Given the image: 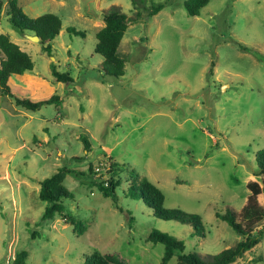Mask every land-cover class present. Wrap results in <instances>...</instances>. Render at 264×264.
<instances>
[{
    "label": "rangeland",
    "instance_id": "1",
    "mask_svg": "<svg viewBox=\"0 0 264 264\" xmlns=\"http://www.w3.org/2000/svg\"><path fill=\"white\" fill-rule=\"evenodd\" d=\"M16 1L28 16L52 12L61 23L48 55L7 23L0 0V32L32 60L7 84L19 96L56 93L61 102L31 110L0 94V264H11L21 249L26 264H81L93 250L127 264H159L162 244L145 239L151 228L203 256L233 245L240 236L217 213L241 206L248 180L261 185L252 171L264 147V0H208L197 15H187L182 0H143L164 6L151 16L141 8L127 23L117 46L124 58L118 77L97 70L102 57L93 51L94 34L111 5L135 16L129 0ZM50 62L72 80H55ZM108 155L120 164L117 206L83 174H65L72 196L62 201L82 232L56 213L40 218L38 179L60 165L86 172ZM129 169L162 191L165 207L198 213L203 235L191 234L188 223L153 216L126 194ZM256 197L264 211V186ZM176 261L172 255L166 264ZM227 264H264V235Z\"/></svg>",
    "mask_w": 264,
    "mask_h": 264
},
{
    "label": "trees",
    "instance_id": "2",
    "mask_svg": "<svg viewBox=\"0 0 264 264\" xmlns=\"http://www.w3.org/2000/svg\"><path fill=\"white\" fill-rule=\"evenodd\" d=\"M135 8V16H127L117 6L111 5L103 10L101 17L103 24L95 31V43L93 51L101 57L97 70L102 74L114 77L121 76L124 72V58L118 54L117 46L125 31L128 22L134 21L140 14V9L145 10L146 16H151L164 6L163 1L152 2L149 5L143 4V0H129ZM208 0H182V6L187 15H197L200 8ZM6 21L7 23L22 33H34L39 38L42 49L50 55V42L58 34L60 29V18L52 12H43L36 16H28L17 4L16 0H6ZM66 30L73 34L84 36L83 30L67 26ZM0 94L12 97L13 102L25 108L35 110L42 104L61 102V96L51 93L37 99L27 96H19L12 92L7 84L11 73H22L32 68V60L29 54L19 48L12 41L8 34L0 32ZM50 72L54 79L62 82L72 80L67 71H58L54 63L50 62ZM82 147L89 150V141L85 135H79ZM75 158H80L76 156ZM255 169L252 174L260 177V183L256 180H248L246 188L248 193L244 202L238 209H233L226 205L225 210L217 213V216L226 223L240 236L231 246L222 248L218 252L200 255L196 251H185L183 240L157 228H151L147 232L145 239L151 243L159 242L162 244V253L159 264H166L172 255L176 256L175 264H227L240 256L245 250L252 247L264 235V224L258 226L263 217V206L257 200V194L262 191L264 186V147L258 149L254 155ZM95 165H101L97 171L95 165H87V171L60 165L47 176L38 179L37 197L45 204L40 213V218H51L56 213L65 222L72 225V229L78 234L83 230L81 221L65 210L62 198H69L72 192L63 184L65 174L76 177L83 174L87 184L93 185L103 196L109 197L113 204H116L115 187L120 183L118 176L119 165L111 156L99 159ZM98 168V167H97ZM127 186L122 189L126 194L141 199L150 209L153 216L162 219H174L181 223H188L192 228L191 234L203 235V225L200 215L195 212L185 211L177 206L165 207L163 205L162 191L146 177L139 175L133 169H129ZM126 190V191H125ZM127 219L131 222L132 216ZM26 251L21 249L13 257L11 264H26L24 257ZM81 264H127L112 253L99 252L93 250L84 255Z\"/></svg>",
    "mask_w": 264,
    "mask_h": 264
},
{
    "label": "water",
    "instance_id": "3",
    "mask_svg": "<svg viewBox=\"0 0 264 264\" xmlns=\"http://www.w3.org/2000/svg\"><path fill=\"white\" fill-rule=\"evenodd\" d=\"M28 38L32 39V40H39V38L37 37V35H35L34 33H26L25 34Z\"/></svg>",
    "mask_w": 264,
    "mask_h": 264
},
{
    "label": "built area",
    "instance_id": "4",
    "mask_svg": "<svg viewBox=\"0 0 264 264\" xmlns=\"http://www.w3.org/2000/svg\"><path fill=\"white\" fill-rule=\"evenodd\" d=\"M101 165H102V164H101ZM97 167H98V165H97V166H95L96 170H98V169L100 168V167H98V168H97Z\"/></svg>",
    "mask_w": 264,
    "mask_h": 264
},
{
    "label": "crops",
    "instance_id": "5",
    "mask_svg": "<svg viewBox=\"0 0 264 264\" xmlns=\"http://www.w3.org/2000/svg\"><path fill=\"white\" fill-rule=\"evenodd\" d=\"M6 33V32H5ZM9 35V34H8ZM18 39V38H17ZM19 40H21V39H19ZM19 74V73H18Z\"/></svg>",
    "mask_w": 264,
    "mask_h": 264
}]
</instances>
